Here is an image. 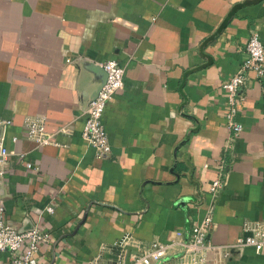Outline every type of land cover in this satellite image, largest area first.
<instances>
[{
    "label": "crops",
    "instance_id": "1",
    "mask_svg": "<svg viewBox=\"0 0 264 264\" xmlns=\"http://www.w3.org/2000/svg\"><path fill=\"white\" fill-rule=\"evenodd\" d=\"M254 33L264 39V0H0V121L10 122L0 134L12 151L0 199L10 225L49 234L39 264H113L124 237L129 254L173 244L154 264H183L182 244L211 205L215 245L233 244L245 222L264 225V77L249 74L237 136L223 88ZM109 59L124 84L104 110L111 153L98 159L81 131L98 86L90 69ZM34 116L50 144L26 138ZM206 264H264V254L231 248Z\"/></svg>",
    "mask_w": 264,
    "mask_h": 264
},
{
    "label": "built area",
    "instance_id": "2",
    "mask_svg": "<svg viewBox=\"0 0 264 264\" xmlns=\"http://www.w3.org/2000/svg\"><path fill=\"white\" fill-rule=\"evenodd\" d=\"M247 58L238 70L223 84L226 95V125L237 136L243 130V124L238 120L240 107L245 100L244 86L249 80V74L254 73L258 79L264 77V39L257 33L251 35L247 47ZM102 67L106 73V80L100 87L97 95L87 101L84 109V122L81 131L83 139L94 149L98 159L110 156L111 145L106 133L102 116L108 102L117 91L123 88L124 67L114 59L106 60ZM45 117H27L24 120L26 138L35 142L38 147L51 143L50 135L45 130ZM9 120L0 121L5 128ZM17 137L13 136L12 141ZM10 151L4 143V135L0 134V175L4 174ZM23 156V154H19ZM30 168L31 164L27 163ZM219 174L210 184L209 191L216 194L225 184L226 172L221 163ZM46 212L53 213V206H47ZM214 205H211L202 219L193 224L189 241L182 244L180 259L183 264H206L209 252L223 251L228 257L231 248L253 247L258 254H264V225L258 222H245L243 234L229 246H218L210 240V234L215 227ZM49 240V234L37 227L18 230L10 225L4 218V206L0 199V253H10V264H39L36 253L41 244ZM114 245L118 247L113 264H154L159 263L169 253L173 244L160 241H151L148 244L134 245L135 251L127 253L130 245L129 237H124ZM0 264H2L0 262ZM89 264H97L90 262Z\"/></svg>",
    "mask_w": 264,
    "mask_h": 264
},
{
    "label": "water",
    "instance_id": "3",
    "mask_svg": "<svg viewBox=\"0 0 264 264\" xmlns=\"http://www.w3.org/2000/svg\"><path fill=\"white\" fill-rule=\"evenodd\" d=\"M92 69H90L93 73L97 74V81H98V86L95 88L93 94L89 97L90 99L95 97L97 95V92L99 91L100 87L106 80V73L101 66H92Z\"/></svg>",
    "mask_w": 264,
    "mask_h": 264
},
{
    "label": "rangeland",
    "instance_id": "4",
    "mask_svg": "<svg viewBox=\"0 0 264 264\" xmlns=\"http://www.w3.org/2000/svg\"><path fill=\"white\" fill-rule=\"evenodd\" d=\"M1 260H2V256H0V262H1Z\"/></svg>",
    "mask_w": 264,
    "mask_h": 264
}]
</instances>
